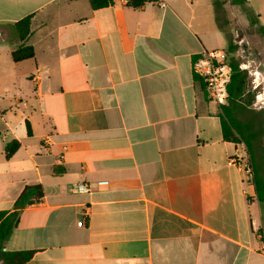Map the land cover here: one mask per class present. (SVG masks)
<instances>
[{
	"label": "crops",
	"instance_id": "1",
	"mask_svg": "<svg viewBox=\"0 0 264 264\" xmlns=\"http://www.w3.org/2000/svg\"><path fill=\"white\" fill-rule=\"evenodd\" d=\"M220 2L0 0V44L14 41L0 45V211L44 191L6 251H33L26 264H264V202L230 163L244 143L224 138L193 71L229 46ZM243 5L264 27V0ZM27 17L22 42L13 26ZM21 45L35 56L16 63Z\"/></svg>",
	"mask_w": 264,
	"mask_h": 264
},
{
	"label": "trees",
	"instance_id": "2",
	"mask_svg": "<svg viewBox=\"0 0 264 264\" xmlns=\"http://www.w3.org/2000/svg\"><path fill=\"white\" fill-rule=\"evenodd\" d=\"M156 0H128V6L132 8H141L147 3ZM217 9L221 7L220 0H213ZM233 4L243 5L245 0H232ZM113 3V0H91L94 9L107 7ZM256 23V21H252ZM20 41H25L31 31V17H27L13 26ZM258 32L264 37V27H259ZM237 46L232 42L228 46V54H234ZM35 56L34 49L31 46L21 45L12 53V60L16 63L31 60ZM229 64L232 67V81L229 85V100L222 106V128L224 138L234 143H244L248 149L251 159L254 155L255 134L252 132L254 123H246L238 118L246 108L253 94L249 89L250 81L245 70L240 69V61L235 57H228ZM262 126V123L259 124ZM28 135L31 136V127L27 123ZM20 144L17 141L10 143L6 147V158H11L19 149ZM255 186L259 200L264 202V180L255 174ZM44 197L43 188L40 185L27 186L15 203L16 211L8 213L0 211V264H26L33 257V251L10 252L5 250V243L11 238L13 231L19 225L20 212L28 206L39 203Z\"/></svg>",
	"mask_w": 264,
	"mask_h": 264
},
{
	"label": "rangeland",
	"instance_id": "3",
	"mask_svg": "<svg viewBox=\"0 0 264 264\" xmlns=\"http://www.w3.org/2000/svg\"><path fill=\"white\" fill-rule=\"evenodd\" d=\"M223 11L217 13L218 24L228 33V40L237 46L234 54H228V45L223 49L228 57H235L240 61V65H245V71L250 81L249 89L253 94L251 102L238 118L246 123H254L252 132L255 134V160L250 157L248 149L244 146L243 154L253 167L254 173L260 170V175L264 177V59L259 63L257 55L250 56L258 52L264 56V37L258 32L257 26L252 23V14L248 12L244 5H234L232 0H222ZM2 47L11 48L13 40H8ZM257 86V88H255ZM262 94L261 101L257 102L256 96ZM23 102L26 100L22 96ZM14 101V100H13ZM7 102V101H6ZM15 113H19L21 108L16 107V103L10 106ZM262 123V126L259 124ZM255 177V175H254ZM255 187V178L252 182Z\"/></svg>",
	"mask_w": 264,
	"mask_h": 264
},
{
	"label": "built area",
	"instance_id": "4",
	"mask_svg": "<svg viewBox=\"0 0 264 264\" xmlns=\"http://www.w3.org/2000/svg\"><path fill=\"white\" fill-rule=\"evenodd\" d=\"M164 7L163 2L160 3ZM241 70H246L245 65H240ZM194 74L200 77L205 85V89L212 101L219 106H224L229 100V85L232 81V67L228 61V54L224 50H206L200 53L193 63ZM257 88V86L255 87ZM262 94L256 96L257 102L261 101ZM264 106V105H263ZM48 142V141H47ZM244 147V144H242ZM230 163L236 166L245 174L246 180L252 184L254 181V171L250 162L244 155H236L230 158ZM73 189L79 193H90L92 188L85 183H78ZM88 214H85V218ZM79 226L85 225V219L78 223Z\"/></svg>",
	"mask_w": 264,
	"mask_h": 264
},
{
	"label": "flooded vegetation",
	"instance_id": "5",
	"mask_svg": "<svg viewBox=\"0 0 264 264\" xmlns=\"http://www.w3.org/2000/svg\"><path fill=\"white\" fill-rule=\"evenodd\" d=\"M255 54H256L257 57H258L257 61H259V63H261V61L264 59V56H263L262 54H259L258 52L255 53ZM263 66H264V64H263Z\"/></svg>",
	"mask_w": 264,
	"mask_h": 264
}]
</instances>
